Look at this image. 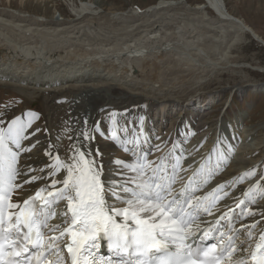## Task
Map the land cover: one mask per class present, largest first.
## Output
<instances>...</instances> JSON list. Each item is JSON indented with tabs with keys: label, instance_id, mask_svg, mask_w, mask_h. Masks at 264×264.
<instances>
[{
	"label": "snow or ice",
	"instance_id": "snow-or-ice-1",
	"mask_svg": "<svg viewBox=\"0 0 264 264\" xmlns=\"http://www.w3.org/2000/svg\"><path fill=\"white\" fill-rule=\"evenodd\" d=\"M116 115H107L108 124L105 109L91 122L87 115L70 117L73 125L53 139L39 124L41 113L0 110V264H249L233 258L245 251L235 240L240 231L251 239L257 227L259 243L248 256L251 264H264V211L249 208L264 199V166L219 181L234 148L222 138L195 168L183 167L184 151L174 143L178 154L150 160L169 141L152 143L144 116L121 129ZM100 142L118 146L125 156L109 151L106 158ZM34 149H40L36 158ZM188 169L193 172L185 184L181 173ZM249 178L245 190L242 182ZM238 184L243 198L227 191ZM30 189L34 195L24 199ZM226 197L235 207L222 206ZM214 210L221 213L215 227L202 230L201 214ZM209 239L216 242L205 244Z\"/></svg>",
	"mask_w": 264,
	"mask_h": 264
},
{
	"label": "bare ground",
	"instance_id": "bare-ground-1",
	"mask_svg": "<svg viewBox=\"0 0 264 264\" xmlns=\"http://www.w3.org/2000/svg\"><path fill=\"white\" fill-rule=\"evenodd\" d=\"M13 1L16 0H0V6L6 3L12 6ZM79 1L81 6L78 0H69L75 17L68 21L60 18H53L50 22L33 21L15 12L0 10V82L22 91L32 86L34 93L46 92L47 89L54 94L53 99L59 96L63 97L59 99H77L80 103H73L67 109L49 108V118L51 122L55 120L59 128L72 126L70 117L87 115L91 122V116L99 109L109 107L107 116L119 105L139 102L137 106L126 108L128 111L135 109L133 121L135 117L144 116L147 123H156L160 119L157 114L160 111L166 112L167 120L173 121L182 116L184 110L190 115L195 114L204 107L197 105L201 97L203 99L199 102L207 106L225 92L224 86L206 91L210 84L200 81L207 79L211 72L214 76L220 69L231 67L236 61L232 50L234 45L248 33L264 44V37L246 19L235 15L226 0H204L193 5L188 1L160 0L148 11L134 7L130 12L121 13L106 12L93 0ZM21 4L25 6V0H21ZM209 9L216 15V21L210 17ZM60 15L63 17L62 12ZM158 15L161 18H152ZM121 35L123 37H119ZM169 71L172 75L176 72V75L172 77ZM199 82V86L192 88L193 94L186 96L191 86ZM120 83L124 87L118 86ZM151 83H157L158 88L153 90ZM104 86L105 91L102 89ZM168 88L173 90L172 97L156 98L164 96L163 91ZM119 89H128L131 98L117 96ZM151 93L154 97L149 95ZM99 94L101 98H98ZM29 96L35 97L34 94ZM59 114L65 119L64 123L57 122ZM151 114L154 117L151 118ZM196 118L203 121L193 123L195 133L202 138L212 129L205 124L200 113ZM58 129L55 137L58 134L63 136L64 133ZM40 139L44 141L43 136ZM247 145L243 144L233 166L246 167L255 161L256 164L263 163L264 159H258L264 155V149L253 152L254 149ZM99 147L110 148L104 142H100ZM257 153H262V156L254 158ZM34 154L35 158L38 157L40 149H35ZM246 156L249 159L242 163Z\"/></svg>",
	"mask_w": 264,
	"mask_h": 264
},
{
	"label": "rangeland",
	"instance_id": "rangeland-1",
	"mask_svg": "<svg viewBox=\"0 0 264 264\" xmlns=\"http://www.w3.org/2000/svg\"><path fill=\"white\" fill-rule=\"evenodd\" d=\"M93 1L98 2L97 4H99L100 7H102V9H105L106 12L118 11L119 13H121L124 11H129L134 7L136 8L137 6L141 7L143 9V11H148V9L151 5H156L160 0H102V1L93 0ZM181 1H186V2L188 1L191 5H193L195 3L203 2L204 0H181ZM226 2L228 4L227 5L228 8L235 15H237L238 17H241L243 19H246V21L249 24H251L255 28V30L264 37V0H226ZM25 3L26 4L24 6L23 4H21V0H16V1H13L12 6H10L7 3H6L7 5L5 4L2 7L0 6V10H3L5 12H9V13L15 12L14 14H17V15L22 16V17H26L27 19L31 18L33 21L50 22L53 20V18L55 20L60 18L62 20L63 18L61 17V15H59L60 12L65 14V16H68L69 13L71 14L70 9H72V6H71V3H69V0H46V2H36V1H33V2L27 1L26 2V0H25ZM81 4L79 5V3H78L79 6H81ZM107 8H109V9H107ZM209 12L211 13L210 17L216 21V19H217L216 15L213 12H211L210 10H209ZM161 13H162L161 17L163 18L165 16V15L163 16L164 11L162 10ZM73 17H75V16L71 14L70 17H68L62 21H65V20L68 21V19H74ZM156 17L159 18L160 16L159 15L153 16L152 18H156ZM45 19H46V21H44ZM138 20L139 19H136V21H138ZM119 37H123V35H121ZM232 50H233L234 55L236 56V61H234V63H232L230 65L231 67L226 68V69H220V72L218 71L219 72L218 75H217V73H215V75L212 76L213 74L211 72V74L207 78V79L211 78V80L207 81V79H205L207 82L205 80L200 81V82H205V83L210 84L209 87L206 89V91L207 90L213 91V90L221 89L223 86L226 87L225 92L222 94V96L221 95L219 96L220 98L214 99V101H211L210 104H208V105H213L217 101L215 106H211V108L208 109L209 114L207 115L206 119L209 122H211V126H215V122L219 118L221 119L225 115L226 111H229V106L231 105L232 99L234 98L235 100H238V98H237L238 93L242 92L244 96L242 98H240L241 103L239 104V108L241 110H243L244 112H247L249 114V111L246 110V106L249 105V103L253 105L252 111H250V119H251V126H252L255 134L252 137V139L248 140L249 142H248L247 146H249L251 148L253 147L251 149V150L254 149L253 152H255L258 149L263 151L264 148H262V147H263L264 142L260 141L263 144L257 143L258 137H257L255 130H256V127H257V129H260V126H261V127H263V129H261L260 133L262 131L264 133V84H263L264 83V44L262 42H259L256 38H254L252 35H250L248 33V34H246V37L244 39H242V41H240V42H238V44L234 45ZM171 59L173 60V58H171ZM166 65H167V63H166ZM154 69H156V68H154ZM175 71L178 72V69L175 68ZM176 72H175V74L174 73L173 74L176 75ZM197 72H199V71H197ZM168 73L171 74L172 77H174V75H172V73H170V71ZM210 76H212V77H210ZM140 81H141V79H139V82ZM178 81H181V80H178ZM200 82H199V84L196 83L195 84L196 86L195 85L191 86V90H190V92L187 93L186 96H191L193 94L192 88L197 87V85L199 86L201 84ZM242 83H244L245 86L241 87L240 85H242ZM131 84H133V81L131 82ZM249 84L253 85V86H249ZM122 85L123 84L120 83L118 86H122ZM0 86H6V88L2 90V94L0 95V97H2V98H5L7 96H15V93L16 94H23L22 92H20L22 90H18L16 88H13L14 86H10L9 84H5V83L0 82ZM141 86L142 85L140 82L139 87H141ZM151 86H153V90H156L158 88L157 83H154V84L151 83ZM77 87H79V86H77ZM122 87H124V86H122ZM30 88L34 92V88L33 87H30ZM105 88H106V86L102 87V89L104 91H105ZM176 90H177V88H176ZM45 91H49V90L45 89ZM171 91L173 92V90L168 88V90L163 91V95L165 94L164 96L161 97L159 95V98L156 96L155 97L157 99H160V100H162V98L166 97V96L172 97L174 93H172ZM119 92H120V94H118L117 96H119V95L128 96L130 94L128 89H125V90L119 89ZM132 92H134V90H132ZM165 92H168V94ZM25 93H27V92H25ZM25 93L23 95H25ZM176 93H178V90ZM28 95H31V94H28ZM114 95H116V94H114ZM149 95L151 97H154L152 95V93ZM45 96L46 97H52L48 93H45ZM101 97H102V95L99 94L98 98H101ZM128 97L131 98L130 96H128ZM59 98H63V97H60V96L55 97L53 99L54 102L52 101L51 103H49L48 101H46V104H45V106H47V108H45V113H46V111L48 112V114H46L47 123L53 124V126H55L57 123H55V120L51 122V119L49 118V116H50L49 115V108L50 107L52 109L55 108V106H56V108L59 107L61 109H67L68 106H71L73 103H77V101H76L77 99H72V98L59 99ZM30 99L32 100V97ZM186 99L187 98H185V100ZM201 99H203V98L201 97L198 100V104H197L199 108L206 106V105H203L199 102ZM57 100H61L65 103H68V106H67V104H63V105L59 106ZM138 104H140V102L134 103L131 105H124V104L119 105V106H117L118 109L115 110L114 112L119 113L121 111H124L128 106L133 107L135 105L137 106ZM30 105L34 106L35 104H34V102H32V103H30ZM10 107L11 106H7L8 109ZM110 108H112V107L110 106ZM52 109H51V111H53ZM107 109H109V107H107ZM107 109L105 108V110H107ZM20 110L21 109H19L17 111H20ZM23 111H25V110H23ZM81 115L85 116L83 113ZM93 117L94 118L96 117V113L94 114ZM150 117L151 118L154 117V114H151ZM97 118H95V120ZM137 118H139V117H135V121L138 120ZM58 119L59 118H57L58 123H64V121H65L64 118L61 120H58ZM106 121L107 120H104V123ZM260 135H261V139H262L264 134H260ZM259 156H260L259 154H255L254 158H257ZM261 159H264V155L261 158H259L258 160H261ZM255 162H253L250 166H252L253 164H256ZM261 164L263 165L264 161ZM247 166H249V165H247Z\"/></svg>",
	"mask_w": 264,
	"mask_h": 264
}]
</instances>
